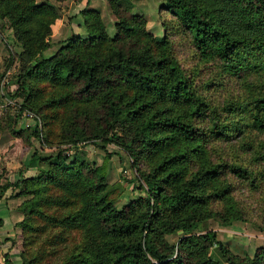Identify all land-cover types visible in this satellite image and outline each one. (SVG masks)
<instances>
[{"label": "trees", "instance_id": "1", "mask_svg": "<svg viewBox=\"0 0 264 264\" xmlns=\"http://www.w3.org/2000/svg\"><path fill=\"white\" fill-rule=\"evenodd\" d=\"M163 1V7L190 36L192 46L216 57L231 74L249 68L241 65L239 56L241 51H253L250 65L260 70L261 83L260 90L249 96L244 118L246 127L263 131L264 0ZM111 2L116 14L112 37L98 10L86 7V0L78 13L87 36L71 32L45 56L43 50L52 44L50 25L58 16L57 5L51 0H0V31L10 29L21 59L12 93L21 97L18 110L33 103L34 79L47 80L56 96L53 102L64 106L76 100L75 94L99 92L102 112L96 122H68L62 134L68 147L83 141L103 150L96 165L78 158L65 161L61 150L45 156L33 150L13 179L0 183V200H5L6 189L18 186L21 192L38 194L45 188L44 181L61 189V199L75 208L59 219L79 229L82 236L80 246L67 253L63 264H264L263 247L252 257L245 252L240 255L214 230L203 227L209 217L223 226L247 220L249 210L242 208L234 190L242 183L250 189L260 173L248 169L237 150L207 158L206 142L221 135L218 114L210 115L205 127L186 119L188 113L197 118L208 115V107L172 53L162 46L165 37L148 35L142 15L121 13ZM149 36L159 48H153ZM8 52L10 61L12 53ZM256 54L259 59H254ZM8 65L7 61L5 68ZM164 100L181 104L183 113L163 114L165 108H153ZM225 109L233 110L230 104ZM9 129L18 136L26 130L24 125ZM31 134L38 136L34 126L25 139ZM105 143L130 152L147 187L144 195L121 207L114 203L117 188H108L106 183L112 152ZM145 150L158 158L140 168V154ZM37 159L46 160V167L26 174L25 169L35 167ZM35 198L29 203L32 207ZM216 203L219 208L214 207ZM258 217L264 222V206ZM3 220L0 215V226ZM172 233L190 234L182 238L178 252L175 241L166 238ZM6 240L10 238L4 236L2 241ZM8 249L2 252V263H21V259L8 257Z\"/></svg>", "mask_w": 264, "mask_h": 264}, {"label": "rangeland", "instance_id": "2", "mask_svg": "<svg viewBox=\"0 0 264 264\" xmlns=\"http://www.w3.org/2000/svg\"><path fill=\"white\" fill-rule=\"evenodd\" d=\"M40 1V0H35ZM58 8V16L53 19L51 28V45L43 50V54H52L63 40L71 32H76L82 37L87 36V30L82 24V16L78 10L85 6L86 0H51ZM117 4L121 13L128 12L142 15L144 29L148 35L164 36L163 47L168 49L179 63L183 73L195 92L204 99L207 104L208 115L197 118L188 113L186 119L196 122L195 125L205 127L213 117L218 114L219 134L205 144L207 158L213 160L219 154H234L239 151L248 169H254L260 175L254 186L249 187L244 183L237 185L234 194L241 202L244 210H249L247 220H236L229 226L221 225L213 217L206 219L203 227L206 230H214L218 238L231 243L233 252L242 255L244 252L253 256L254 252L264 248V222L260 221L264 206V130H252L246 127L244 111L251 94L260 90V70L251 67L250 58L253 51H241V68L239 73H230L229 70L210 54L199 52L195 49L188 33L181 28L175 17L164 8L163 0H112ZM86 7L98 10L109 36H113V26L116 20L114 7L111 0H87ZM151 40L153 48H159ZM11 59L9 61V52ZM19 47L11 38V31L3 28L0 31V183L5 178L13 179L15 171L24 166L27 158L33 150L45 156L54 154L58 150L65 155V161L78 158L87 161L90 165L99 164L103 150L97 144L91 142H79L75 146L68 147L65 142L62 128L68 122L84 123L87 120L96 122V117L102 112L99 92H91L84 96L73 95L76 100L64 105L53 102L56 96L47 80H33L36 96L33 103L18 110L21 102L20 96H13V88L17 84V72L21 68V59L18 54ZM254 59H259L256 54ZM9 62L7 68L5 63ZM31 80V79H30ZM54 103L56 105H54ZM231 105L233 110L225 107ZM153 108L159 106L163 114L183 113L181 104L173 101H160L153 104ZM217 118V117H216ZM217 118V119H218ZM24 125L26 130L22 135L11 133L10 127ZM32 126L38 136L31 134L28 140L25 134L30 132ZM240 127L241 131H236ZM228 138V139H226ZM112 153L108 159L105 179L108 188H117L115 205L121 207L147 191L141 179L137 167L130 152L114 143L104 145ZM158 154H152L145 150L140 154L139 166L145 168L154 163ZM241 158V157H240ZM46 167V160L37 159L33 168L25 169L26 174H34L39 169ZM45 188L38 194L21 192L22 186L6 189L5 200L8 208L9 224L6 234H1L0 239L7 235L6 245L12 242L8 249L10 259L22 262L19 264H63L67 253L81 244L82 236L79 229L67 225L59 218L75 208V204L64 202L61 189L44 181ZM140 184V186H136ZM36 196L37 203L33 202ZM35 198V199H36ZM45 198L48 201H45ZM219 203L214 204L219 208ZM39 210L37 214L34 210ZM52 216V218H49ZM23 221V225L18 224ZM61 220V222H59ZM201 230H197L199 233ZM180 233L167 235L169 241H175L178 247L182 238L189 236ZM5 245V246H6ZM2 250L0 249V264L2 263ZM227 264V263H222Z\"/></svg>", "mask_w": 264, "mask_h": 264}, {"label": "crops", "instance_id": "3", "mask_svg": "<svg viewBox=\"0 0 264 264\" xmlns=\"http://www.w3.org/2000/svg\"><path fill=\"white\" fill-rule=\"evenodd\" d=\"M7 192V190H6ZM5 192V194H6ZM8 208H7V203L6 201H1L0 200V215L3 216L4 220H3V224L0 226V235L1 234H6L7 230H6V227L7 225L9 224V215H8ZM7 236V235H5ZM4 237V236H3ZM8 237V236H7ZM7 241V240H6ZM6 241H2V239H0V249L2 250V252L6 251L8 248H10L11 246V242H9L8 245H6ZM6 245V246H5ZM9 246V247H8ZM8 247V248H7ZM1 258L3 259V257L1 256Z\"/></svg>", "mask_w": 264, "mask_h": 264}]
</instances>
